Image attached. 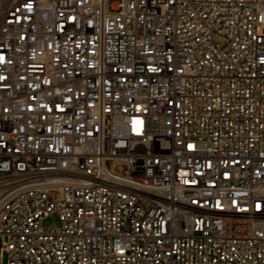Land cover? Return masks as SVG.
<instances>
[{
	"label": "built area",
	"instance_id": "obj_1",
	"mask_svg": "<svg viewBox=\"0 0 264 264\" xmlns=\"http://www.w3.org/2000/svg\"><path fill=\"white\" fill-rule=\"evenodd\" d=\"M0 256L264 264V0H0Z\"/></svg>",
	"mask_w": 264,
	"mask_h": 264
},
{
	"label": "rangeland",
	"instance_id": "obj_2",
	"mask_svg": "<svg viewBox=\"0 0 264 264\" xmlns=\"http://www.w3.org/2000/svg\"><path fill=\"white\" fill-rule=\"evenodd\" d=\"M215 40H216V42H220L222 44L225 43V39L223 37H221V36H218V35L215 36ZM44 225L48 226V227H57V226L60 225V221H59L58 217L55 214H53V215L49 216L44 221ZM1 263L2 264H6V259L5 258H1V256H0V264Z\"/></svg>",
	"mask_w": 264,
	"mask_h": 264
}]
</instances>
